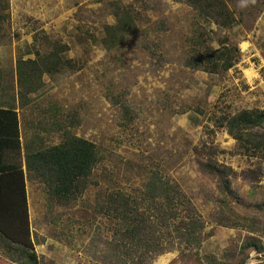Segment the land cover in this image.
Wrapping results in <instances>:
<instances>
[{"label": "rangeland", "instance_id": "1", "mask_svg": "<svg viewBox=\"0 0 264 264\" xmlns=\"http://www.w3.org/2000/svg\"><path fill=\"white\" fill-rule=\"evenodd\" d=\"M7 1L0 55L34 58L58 42L66 46L60 54L66 63L43 73L37 104L50 116L52 138L63 139L67 130L95 143L98 153L81 195L62 203L38 181L31 219L11 220L14 236L7 235L46 264H113L105 252L115 222L96 204L113 191L142 200L144 181L158 171L183 188L205 227L199 248L176 246L146 264H209L212 257L257 263L264 253L242 248L252 233L214 220L220 180L202 163L232 168L228 204L264 222V156L244 154L215 123L224 114L264 108V0H226L235 19L228 27L203 20L187 0ZM127 6L137 26L112 45L105 25ZM224 46L232 61L227 70L186 63ZM13 76L1 87L14 89ZM257 234L264 245V233Z\"/></svg>", "mask_w": 264, "mask_h": 264}, {"label": "trees", "instance_id": "2", "mask_svg": "<svg viewBox=\"0 0 264 264\" xmlns=\"http://www.w3.org/2000/svg\"><path fill=\"white\" fill-rule=\"evenodd\" d=\"M187 2L203 20L224 27L235 21L226 0ZM7 9L8 1L0 0V29L8 18V14L3 13ZM136 23L131 6L122 8L117 21L105 25L106 39L112 45L118 43L125 33L136 28ZM56 46L49 53H38L33 59L16 60L17 84L23 91L29 93L38 90L43 73H56L66 63L60 57L66 46L60 42ZM228 50L224 46L208 53H195L188 57L186 63L210 73H216L220 68L227 70L232 66ZM215 123L217 127L226 129L244 154L264 156V108L241 109L224 114ZM212 148L210 146L209 150ZM97 161L95 143L67 131L59 144L28 157L27 169L34 172V179L44 184L50 198L70 203L87 188ZM202 168L214 173L220 180V197L216 200L218 209L214 216L216 223L224 227H242L251 232L242 248L264 253V245L254 235L264 233V222L237 213L227 202L228 197L234 195L229 180L232 168L211 159L203 162ZM95 209L115 222L114 236L108 242L109 252H105L113 264H146V258H153L176 246L197 249L203 240L205 222L191 198L178 183L158 171L150 172L144 181L142 200H133L123 191H113L104 194ZM23 220H27L26 215ZM0 229L5 232L2 227ZM1 238L4 257L9 261L16 264H46L28 246ZM0 261L3 260L0 258ZM208 263L222 264L214 257ZM254 264H264V256Z\"/></svg>", "mask_w": 264, "mask_h": 264}, {"label": "crops", "instance_id": "3", "mask_svg": "<svg viewBox=\"0 0 264 264\" xmlns=\"http://www.w3.org/2000/svg\"><path fill=\"white\" fill-rule=\"evenodd\" d=\"M17 59L15 57L11 60L0 55V87L3 80L13 75L15 80L14 89L7 91L0 88V227L6 230L2 232L0 229V239L5 237L19 244L7 235L9 233L14 236L11 231L15 230V223L11 220H23L24 210L26 219H31V192L38 182L33 177L34 172L27 169V158L59 144L62 138L57 140L51 137L53 131L49 126L51 122H48L50 116L45 115L43 106H38L40 96L36 94L37 90L26 93L18 86L15 67ZM58 130H62V125ZM1 244L0 240V258L3 260L0 264H16L4 257Z\"/></svg>", "mask_w": 264, "mask_h": 264}, {"label": "clouds", "instance_id": "4", "mask_svg": "<svg viewBox=\"0 0 264 264\" xmlns=\"http://www.w3.org/2000/svg\"><path fill=\"white\" fill-rule=\"evenodd\" d=\"M241 7H244L245 5H244V3L243 2H241V5H240ZM112 23H115V20H114V18L112 19Z\"/></svg>", "mask_w": 264, "mask_h": 264}]
</instances>
